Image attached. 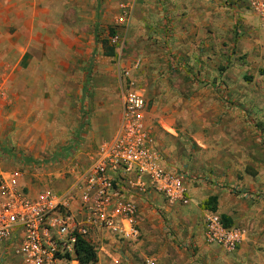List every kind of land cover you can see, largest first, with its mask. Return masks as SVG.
Here are the masks:
<instances>
[{"label": "rangeland", "instance_id": "obj_1", "mask_svg": "<svg viewBox=\"0 0 264 264\" xmlns=\"http://www.w3.org/2000/svg\"><path fill=\"white\" fill-rule=\"evenodd\" d=\"M238 1L0 0V172L19 168L33 192L59 188L68 163L114 131L120 75L146 97L161 166L190 192L141 204L150 236L117 250L118 264L128 253L264 264V25ZM210 195L244 231L232 251L205 241ZM0 264H15L2 243Z\"/></svg>", "mask_w": 264, "mask_h": 264}, {"label": "built area", "instance_id": "obj_2", "mask_svg": "<svg viewBox=\"0 0 264 264\" xmlns=\"http://www.w3.org/2000/svg\"><path fill=\"white\" fill-rule=\"evenodd\" d=\"M239 1L264 25V0ZM118 84L121 107L115 131L86 156L68 163L59 188L46 185L33 192L19 168L0 172V243L15 264H78L77 239L86 241L97 256L110 236L120 243L138 241L140 206L152 194L169 203L188 201L187 177L159 162L145 95L120 75ZM204 237L232 251L244 231L206 210Z\"/></svg>", "mask_w": 264, "mask_h": 264}, {"label": "crops", "instance_id": "obj_3", "mask_svg": "<svg viewBox=\"0 0 264 264\" xmlns=\"http://www.w3.org/2000/svg\"><path fill=\"white\" fill-rule=\"evenodd\" d=\"M234 1H236V0H234ZM238 1V0H237ZM238 2H240V1H238ZM117 126V125H116ZM116 128V127H115ZM114 131H115V129H114ZM113 131V132H114ZM113 132L109 135V136H105V137H102V139H104V138H109V137H111V135L113 134ZM87 154V153H86ZM86 154H80V155H76L75 157H84V155L86 156ZM74 154H72V156H73ZM25 184V183H24ZM186 187H187V199H188V196H189V192H190V189H189V186H188V184L186 185ZM160 198H163V197H161V196H159ZM188 201H189V199H188ZM142 204V203H141ZM144 204V203H143ZM206 211V210H205ZM204 211V212H205ZM227 215H229V214H227ZM139 216V215H138ZM232 217V216H231ZM233 218V217H232ZM149 226H152L153 227V224L152 223H150V224H147V221L145 220H142V222H140V225H139V231H140V240H139V242L137 241V243L135 244V245H133V246H139V245H141V242H144L145 241V239H147L150 235H149ZM155 232H157V231H155ZM159 235H158V233H157V236L156 237H158ZM150 239H152V237L150 238ZM249 240L247 239L246 241L244 240L242 243H241V248L243 249L244 248V246L245 245H247ZM128 246V244H126V243H120V242H118V241H116V240H114L113 239V236H110V238L108 239V242L106 243V245H105V247H104V250L103 251H101V252H99V254H98V257H100V255L102 254V255H107L108 257H110L111 258V263L110 264H118L119 263V251H117V250H120V249H124V248H126ZM133 249V248H132ZM131 252V251H130ZM129 254V257L128 256H126L125 257V261H126V264H145L144 263V261L146 260V259H153L154 261H155V264H159L160 263V261H158L156 258H153V257H149V256H145V257H143V258H138L137 256H138V254H134V255H130V253H128ZM159 256V255H158ZM157 256V257H158ZM165 263L166 264H176V258H174L173 256L171 257V256H166L165 257ZM163 262V261H162Z\"/></svg>", "mask_w": 264, "mask_h": 264}, {"label": "trees", "instance_id": "obj_4", "mask_svg": "<svg viewBox=\"0 0 264 264\" xmlns=\"http://www.w3.org/2000/svg\"><path fill=\"white\" fill-rule=\"evenodd\" d=\"M111 33L113 31L111 30ZM103 46L105 48V55L112 56L115 54L114 46L107 44V40H102ZM217 196L210 195L203 202V208L211 211L216 210ZM222 221L225 225H232V219L226 214H220ZM75 253L76 259L79 264H95L98 260L95 250L84 240L77 239L75 242Z\"/></svg>", "mask_w": 264, "mask_h": 264}]
</instances>
